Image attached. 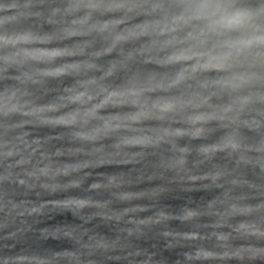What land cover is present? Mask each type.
I'll return each instance as SVG.
<instances>
[{"label":"clouds","instance_id":"1","mask_svg":"<svg viewBox=\"0 0 264 264\" xmlns=\"http://www.w3.org/2000/svg\"><path fill=\"white\" fill-rule=\"evenodd\" d=\"M0 264H264V0H0Z\"/></svg>","mask_w":264,"mask_h":264}]
</instances>
